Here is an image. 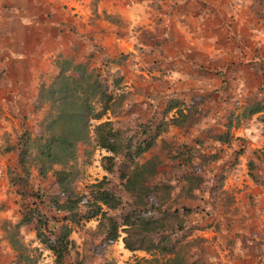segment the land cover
Masks as SVG:
<instances>
[{
  "label": "rangeland",
  "instance_id": "374dc122",
  "mask_svg": "<svg viewBox=\"0 0 264 264\" xmlns=\"http://www.w3.org/2000/svg\"><path fill=\"white\" fill-rule=\"evenodd\" d=\"M262 1L107 0L109 5L104 11L107 20L105 27L101 28L108 33L100 40L96 39L99 33L94 34L97 44L110 51L114 50L116 41L128 50H116V53L123 52L113 60L119 64L121 74L115 83L117 103L113 104V111H107L105 115L128 119L133 124L151 121L152 127L158 129L155 143L137 160H145L152 154L161 160L151 175L143 171V181L151 187L154 183H161L163 190L156 193L153 187L145 194H151L160 209L166 208L167 201L174 205L199 204L201 197L188 196L187 189L199 193L196 187L202 185V180L194 186L195 178H187L185 174L195 173L202 179L213 176L216 191L209 194L215 206L220 208L223 201H227V206L234 212L226 215L228 227L217 221L215 229L191 230L177 240L178 244L191 242L192 252L204 260V264H264V155L260 151L264 145L260 121L264 110L249 114L246 107L252 101L264 98V92L258 84L255 85L258 82L256 72L247 67L248 56L253 51H264L262 21L256 12H252V6L257 10L264 8ZM148 32L153 35L152 39L146 36ZM236 62L239 63L235 67L239 66L244 73L243 82L233 66ZM114 64L113 67L102 66L103 72L111 70L107 74L109 81L118 74ZM49 81L52 82L51 87L56 86L53 78ZM242 85L240 92L238 88ZM58 94L56 89L51 96ZM169 98L184 101L179 104L181 113L165 107ZM39 102L43 112H40L37 122L44 124V131L56 123L52 130L57 131V122L63 120L55 116L58 102L52 101L47 111H44L42 96H39ZM92 106L98 108L96 103ZM212 113L220 114L218 124L211 123ZM54 119L55 122L52 121ZM157 123H160L159 128H156ZM258 123L261 124L260 129L255 127ZM204 126L207 130H214L216 135L212 137L200 132ZM248 130L251 136L245 133ZM30 132L35 135L33 130ZM217 134L220 139L216 138ZM15 136L12 126L0 132L1 165H12L14 161L13 153L5 148ZM224 142L235 151L245 148L239 158L237 152L233 154L235 165L225 173L207 162L205 155ZM33 143L28 145L25 156L31 191L20 195L16 185L9 180L7 169V176L0 174V263L59 264L37 238L36 219L19 222L21 202L27 204L30 211L37 207L48 217L47 224L54 220L56 216H50L56 212L48 195L55 188L60 191L53 182L56 169L64 174L66 189L78 193L89 183L105 176V184L121 196L122 203L116 212L143 205L136 203L138 200L148 203L145 194L138 199L120 185V167H123L119 165L122 160L120 154H115L111 170L103 168V155L108 152L95 143L91 129L74 142L68 153H61L59 148L51 146L52 155L42 157ZM253 153L257 158H253L254 163L248 173L245 156L254 157ZM41 158L45 162L38 167ZM146 168H151V162ZM212 169L215 172L212 173ZM59 193L63 196L61 191ZM225 193L229 195L224 197ZM164 221L169 226L174 219L165 217ZM70 224V247L61 264H129L133 259L155 254L141 248L130 250L124 247L122 231L116 239L105 241L94 218ZM210 235V243L205 244L202 238Z\"/></svg>",
  "mask_w": 264,
  "mask_h": 264
},
{
  "label": "trees",
  "instance_id": "16d2710c",
  "mask_svg": "<svg viewBox=\"0 0 264 264\" xmlns=\"http://www.w3.org/2000/svg\"><path fill=\"white\" fill-rule=\"evenodd\" d=\"M262 2L264 3V1ZM92 10L95 15H99L96 11V6H92ZM252 12L257 13L258 19L262 21L261 27L264 29V8L257 10L256 7L253 8L252 6ZM106 16L104 14V17ZM117 23L118 21H116ZM148 33H146V36L152 39L153 35L150 32ZM114 44V50L110 51L109 48L100 46L97 42H92L84 54V59L78 62H72L70 58H57L58 70L54 74L40 77L36 85V91L29 102L22 107L25 111L23 118L11 122L12 131L15 132L16 136L5 149L13 153L14 161L12 165L10 163L0 164V174L3 173L7 176V169L9 180L16 185L17 192L20 195L31 191V180L25 164V156L28 152L29 144L34 142L37 152L42 157L52 155V152H50L51 146L59 148L58 151L61 153H68L67 150L72 148L78 138H83L88 129L92 130L95 143L108 152L103 155V168L105 170L109 171L112 169L115 154L122 156V160L119 161V165H123V167H120V185L133 197L136 196L141 199L142 195L146 192H151L153 187H155L156 193L163 190L161 183H154L151 187L143 181V171H147L151 175L160 165L161 160L154 154L145 160H137L141 153L151 148L152 144L155 143L158 129L155 130L152 127L151 121H138L133 124L128 119L105 115L107 111H113V104L117 103L115 83L118 82L121 74L118 70L119 64L113 61L116 59L114 57L122 55L123 52L120 51H128L117 41ZM119 48L121 49L120 53H116ZM147 50L149 51V47H147ZM114 53H116L115 56L113 55ZM113 62L116 63L114 64L116 65L114 69H117L118 74L113 76L112 81H109L107 74L111 70H104L103 72L102 66L107 67L110 65L113 67ZM238 63H234L233 66L235 67ZM247 64L257 72L258 70L263 71L264 51H253L248 56ZM238 67H235L237 75L241 71ZM106 71L107 73L105 74ZM51 78L56 84L54 87H51L52 80L49 81ZM257 86L264 92L263 82ZM56 89H58L60 94L51 96ZM238 89L241 92L243 85ZM39 96L44 98V111L49 109L52 101L58 102L55 116L57 119L63 120L57 122L59 127L57 131L52 130L56 123L51 125L50 130L44 131V124L37 122V117L41 111L43 112L41 105H39ZM183 102V100L169 98L165 107L168 109L173 108L174 112L181 113L179 104ZM93 103L97 104V109L93 108ZM15 107V103L11 104L10 109ZM28 107H30L29 112ZM246 107H248L249 114L262 112L264 110V98L252 101ZM154 109L155 107L152 108V112ZM103 115L104 118L101 119ZM171 119L172 121L174 120V118ZM210 119L213 124H218L221 121L219 113H212ZM91 120H96V122H91ZM52 121L55 122V119ZM260 121L264 131V115L260 116ZM28 124L33 128L30 129ZM207 124L204 123L203 125ZM159 126L160 123H157L156 128H159ZM255 127L260 129L261 124L258 123ZM206 128L207 126L202 127L200 132L212 135V137L216 135L214 130H207ZM30 130H33L35 135L31 134ZM220 137L217 134L216 138L220 139ZM219 151L220 148L216 146L215 149L205 154L207 156L206 160L211 162L218 171L225 173L229 168H233L235 160L226 164L222 163L223 160L221 159L218 161ZM238 151L240 150H236V152ZM260 151L264 155V145L260 148ZM253 158H257V155L255 154L254 157L251 156V158L249 157L246 160L248 162V173H250L249 169L252 168V163H254L252 162L254 161ZM43 162L45 160L41 158L38 167ZM150 162L151 168L147 169L146 166ZM211 172L213 173L215 170ZM54 173H56V180H53V182L57 184L63 193V196H61L60 191L55 188L48 195L50 205L56 212V214L50 216V218L56 216L54 220L47 224L48 217L37 207L35 210L30 211L28 210V205L21 202L22 209L19 222L25 223L33 218L36 219L38 222L37 238L51 251L54 261L59 264L63 262L70 247V223H78L81 220L91 218L97 220V227L105 241L116 239L119 236V232L122 231L124 235L121 236V241L124 247L130 250L141 248L145 251H150V253H155L150 257L133 259L129 264H204V260L192 252L191 242L178 244L177 240L191 230L198 228L215 229L217 221L221 222L224 227H228L226 215L234 213L227 206V201H223L220 208L215 206L214 199L209 194L210 191L214 193L216 191L215 182L213 181L215 177L206 176L205 172H203V175L206 177L203 179L201 175L195 173L185 174L187 178H195L194 186H197L199 180H202V185L196 187L199 193L194 192V189H187L188 196L192 198L201 197L199 204L174 205L167 201L166 208L160 209L157 200L147 193L145 194L148 199L147 204L143 200H138L136 203L143 205L139 207L130 206L120 213L116 212L115 209L122 203L121 196L105 184L107 182L105 176L89 183L86 189L78 193L66 189L63 182L64 174L61 171L56 169ZM228 195L229 193H225L224 197ZM159 213L162 215L161 217H159ZM165 217H170L174 221L167 226L165 224L166 221H164ZM46 227L47 232H45ZM202 239L207 241L206 238ZM207 258L211 257L207 256Z\"/></svg>",
  "mask_w": 264,
  "mask_h": 264
},
{
  "label": "crops",
  "instance_id": "0c3cea01",
  "mask_svg": "<svg viewBox=\"0 0 264 264\" xmlns=\"http://www.w3.org/2000/svg\"><path fill=\"white\" fill-rule=\"evenodd\" d=\"M106 1L0 0V132L12 126L10 120L23 118L22 107L36 91L40 77L58 70L57 58L82 61L90 43L105 37L108 32L101 27L107 20ZM92 6L99 15L93 13ZM95 33H99L96 39ZM253 71L258 78L255 85L264 83V70ZM238 78L245 80L242 71ZM14 103L16 107L10 109ZM245 133L251 136L249 130ZM218 147V161L226 164L233 160L234 147L227 142ZM244 150L237 152L238 158ZM206 239L204 243L209 244L211 235Z\"/></svg>",
  "mask_w": 264,
  "mask_h": 264
}]
</instances>
